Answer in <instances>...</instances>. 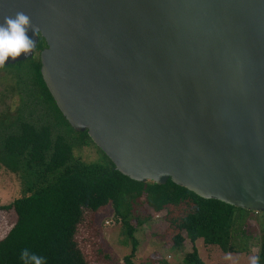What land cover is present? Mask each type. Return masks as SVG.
<instances>
[{
    "label": "water",
    "instance_id": "1",
    "mask_svg": "<svg viewBox=\"0 0 264 264\" xmlns=\"http://www.w3.org/2000/svg\"><path fill=\"white\" fill-rule=\"evenodd\" d=\"M17 12L57 110L115 171L264 212V0H0V24Z\"/></svg>",
    "mask_w": 264,
    "mask_h": 264
},
{
    "label": "trees",
    "instance_id": "2",
    "mask_svg": "<svg viewBox=\"0 0 264 264\" xmlns=\"http://www.w3.org/2000/svg\"><path fill=\"white\" fill-rule=\"evenodd\" d=\"M38 41L30 59L3 67L16 69L9 75L12 85L6 93L16 95L19 104L12 113H0V168L15 175L18 194L0 206L1 212L15 215L0 238V264H21L24 248L44 257L46 264H90L87 243L77 234L87 215L89 229L96 230L93 219L100 209L112 214L130 241L123 264H134L131 259L137 243L133 233L160 212L166 229L173 231L169 245L164 246L178 249L185 241L190 244L182 258L184 264H203L194 246L197 241L203 248L223 253L245 252L236 245L238 233L245 232L244 213L248 211L201 199L169 180L161 186L132 181L115 171L98 149L103 164L84 163L76 156L92 143L86 132L76 133L69 127L47 92L38 60L44 44ZM142 206L151 214L142 216L138 211ZM262 213V237L255 256L258 264H264Z\"/></svg>",
    "mask_w": 264,
    "mask_h": 264
},
{
    "label": "rangeland",
    "instance_id": "3",
    "mask_svg": "<svg viewBox=\"0 0 264 264\" xmlns=\"http://www.w3.org/2000/svg\"><path fill=\"white\" fill-rule=\"evenodd\" d=\"M14 73H16V69L13 68H1L0 70V113H12L18 107V97L6 93L8 86L12 85L11 80L9 81V75ZM76 156L84 163H104L103 156L93 144L80 149L76 152ZM17 194L18 183L15 175L0 168V206L12 201ZM138 211L142 216L151 214V211L145 206L138 208ZM245 214H247V218L243 224L246 229L245 232L238 233L240 240L236 245L238 249H243L245 252L223 253L214 248H203L200 241H197L194 246L203 264H251L262 237L260 220L263 213L246 212ZM162 216V212L153 214L149 221L133 233V238L137 243L134 257L131 259L134 264H159L160 261L163 264H184L182 258L184 253L190 250V244L185 241L178 249L164 246V244L169 245L173 231L166 229L167 225ZM85 218L86 220L80 224L82 226L77 235H79V239L81 238L87 243L85 247L87 261L91 262L90 264H123L122 257L129 254L131 244L121 234L119 224L112 220V214H106L103 209H100L93 219V225L96 229L93 231L89 229L87 223L89 216L87 215ZM103 219L108 224L105 222L102 224ZM14 220L15 215L12 211H0V238L14 223Z\"/></svg>",
    "mask_w": 264,
    "mask_h": 264
},
{
    "label": "clouds",
    "instance_id": "4",
    "mask_svg": "<svg viewBox=\"0 0 264 264\" xmlns=\"http://www.w3.org/2000/svg\"><path fill=\"white\" fill-rule=\"evenodd\" d=\"M30 28L36 31L29 16L23 12L3 18L0 24V68L5 66L9 58L16 60L21 54L33 52L35 44L27 35ZM20 260L21 264H46L44 257L27 248L21 250ZM251 264H258V258H253Z\"/></svg>",
    "mask_w": 264,
    "mask_h": 264
},
{
    "label": "flooded vegetation",
    "instance_id": "5",
    "mask_svg": "<svg viewBox=\"0 0 264 264\" xmlns=\"http://www.w3.org/2000/svg\"><path fill=\"white\" fill-rule=\"evenodd\" d=\"M37 44H39V41L37 42ZM41 44H44L43 43V41H41ZM45 47V45H43V47L40 49V50H38V54H39V52L43 49ZM36 48V47H35ZM35 51V50H34ZM34 53V52H33ZM6 67V66H5ZM0 70H1V68H0Z\"/></svg>",
    "mask_w": 264,
    "mask_h": 264
}]
</instances>
